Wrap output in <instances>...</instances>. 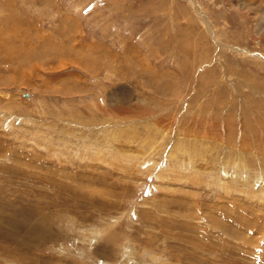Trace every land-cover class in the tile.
Returning <instances> with one entry per match:
<instances>
[{"label":"rangeland","instance_id":"obj_1","mask_svg":"<svg viewBox=\"0 0 264 264\" xmlns=\"http://www.w3.org/2000/svg\"><path fill=\"white\" fill-rule=\"evenodd\" d=\"M0 264H264V0H0Z\"/></svg>","mask_w":264,"mask_h":264},{"label":"bare ground","instance_id":"obj_2","mask_svg":"<svg viewBox=\"0 0 264 264\" xmlns=\"http://www.w3.org/2000/svg\"><path fill=\"white\" fill-rule=\"evenodd\" d=\"M41 201V200H40ZM38 235V234H37ZM36 239V238H35Z\"/></svg>","mask_w":264,"mask_h":264}]
</instances>
